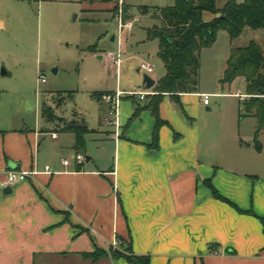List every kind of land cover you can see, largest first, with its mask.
<instances>
[{
  "label": "crops",
  "instance_id": "1",
  "mask_svg": "<svg viewBox=\"0 0 264 264\" xmlns=\"http://www.w3.org/2000/svg\"><path fill=\"white\" fill-rule=\"evenodd\" d=\"M87 1L85 11L111 12L117 3ZM5 27L0 19V29ZM121 45L118 41L117 53L101 55L117 68L116 90L153 92L143 76L136 87L120 85ZM119 53L117 65L112 56ZM4 71L2 76L11 75ZM150 76L155 85L161 78ZM203 93L210 94L199 87L178 99L165 94L157 138L147 107L151 94L122 99L119 133L110 125L90 128L76 116L65 121L52 107L53 116L43 112L50 125L1 122L0 264H131L111 254V248L127 252L130 247L148 256L149 264H264V186L200 157L195 120ZM68 127L85 128L84 148H76L77 132ZM77 154L85 157L80 164ZM10 169L38 173L6 194L2 184ZM97 249L108 255L96 261L84 256Z\"/></svg>",
  "mask_w": 264,
  "mask_h": 264
},
{
  "label": "rangeland",
  "instance_id": "2",
  "mask_svg": "<svg viewBox=\"0 0 264 264\" xmlns=\"http://www.w3.org/2000/svg\"><path fill=\"white\" fill-rule=\"evenodd\" d=\"M227 1L216 0L217 7L222 8ZM174 2L117 0L116 10L99 12L85 11L84 6L90 3L87 0H0V19L6 24L0 29V123L50 125L43 115L48 104L65 121L76 116L85 119L90 128L106 127L103 116L108 108L95 93L116 91L118 77L117 68L101 55L117 53L121 37L124 61L119 83L123 88L138 86L143 76L138 71L141 61L155 65L151 73L154 78L165 75L166 66L157 54L158 40L147 36V30L161 25V20L140 8ZM126 7V20H134V26L121 31L118 16ZM215 16L203 12L206 21ZM114 35L116 41H112ZM252 40L262 43L264 28L246 27L235 40L221 30L213 46L202 49L199 88L210 93V102L205 104L201 99L195 123L201 129L200 157L206 155L241 176L248 174L264 186V126L259 128L258 117L247 114L245 100L235 95L245 94L244 77L224 86L220 83L231 48L246 46ZM91 45H96V52L89 49ZM2 69L11 75L2 76ZM40 72L46 77L45 83H38ZM137 103L143 105L145 101Z\"/></svg>",
  "mask_w": 264,
  "mask_h": 264
},
{
  "label": "trees",
  "instance_id": "3",
  "mask_svg": "<svg viewBox=\"0 0 264 264\" xmlns=\"http://www.w3.org/2000/svg\"><path fill=\"white\" fill-rule=\"evenodd\" d=\"M140 10L144 14L153 12L161 20V25L147 31L148 39L158 40V56L167 69L154 86L151 101L147 105L156 120L154 138H157L160 126L164 123L159 109L164 95L169 94L178 99L181 93L197 92L202 49L213 46L221 30L228 32L231 40H235L246 27L263 29L264 0H228L222 8L217 7L216 0H175L172 5L154 8L142 6ZM204 11L213 12L216 16L206 21L203 19ZM123 18H128L127 7L123 10ZM89 49L96 52V45H91ZM238 77H244L245 80L247 114L254 113L258 117L261 129L264 126V40L262 43L252 40L246 46L231 48L220 83L223 86L231 84ZM102 94L95 93V97L100 100ZM140 110L138 107L134 116ZM43 112L45 116H53L51 107L44 106ZM68 129L77 132L76 148H84L85 128L82 131L79 128ZM129 249L126 252L111 248V254L115 258L124 257L131 264H149L148 256L136 255L131 247ZM106 255L108 253L103 249L84 253L86 258L93 261Z\"/></svg>",
  "mask_w": 264,
  "mask_h": 264
},
{
  "label": "built area",
  "instance_id": "4",
  "mask_svg": "<svg viewBox=\"0 0 264 264\" xmlns=\"http://www.w3.org/2000/svg\"><path fill=\"white\" fill-rule=\"evenodd\" d=\"M122 2V0H121ZM119 21H120V29L121 31L123 29L131 30L134 26V20L127 21L123 18V10H120L119 13ZM121 37H119L118 41L119 44H121ZM112 61L117 63V65H120L122 62L120 53L118 56H112ZM139 69L146 73L151 74L155 70V65L153 63L143 61L139 65ZM46 77L43 75V73H39L38 83H45ZM151 91H124L121 89H118L114 92H106L102 94L101 101L104 102L107 105V114L103 116V122L107 125H110L114 127L117 131V133L121 130V103L122 99L124 97H136L139 100L146 99L147 95L152 94ZM237 95L241 99H245L248 97L246 94L237 93ZM202 98L205 104H208L210 102V94L203 93ZM54 137H56V133L53 134ZM85 160V157L82 154L76 155V162L78 164L82 163ZM64 164H69V160L66 159L63 161ZM45 170L47 172H50V166H46ZM38 173L37 170H19V169H10L7 171V177L5 182L2 184L3 187L11 186L14 187L15 185L28 180L30 177L36 175ZM113 246L117 247V242H113Z\"/></svg>",
  "mask_w": 264,
  "mask_h": 264
},
{
  "label": "water",
  "instance_id": "5",
  "mask_svg": "<svg viewBox=\"0 0 264 264\" xmlns=\"http://www.w3.org/2000/svg\"><path fill=\"white\" fill-rule=\"evenodd\" d=\"M114 40V36L112 38ZM2 75L5 74L4 69H2ZM143 82L146 85L147 88H152L155 85V80L149 75V74H143ZM73 125L79 126L80 124L78 122H75ZM88 159V158H87ZM13 188L11 186H7L4 188V193L9 194L11 193Z\"/></svg>",
  "mask_w": 264,
  "mask_h": 264
}]
</instances>
